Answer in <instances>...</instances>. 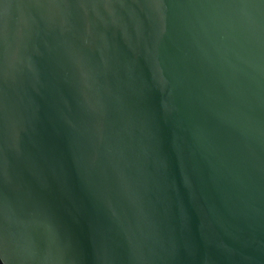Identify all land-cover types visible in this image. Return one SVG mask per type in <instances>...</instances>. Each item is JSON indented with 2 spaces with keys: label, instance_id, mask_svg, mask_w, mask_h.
Returning a JSON list of instances; mask_svg holds the SVG:
<instances>
[{
  "label": "water",
  "instance_id": "obj_1",
  "mask_svg": "<svg viewBox=\"0 0 264 264\" xmlns=\"http://www.w3.org/2000/svg\"><path fill=\"white\" fill-rule=\"evenodd\" d=\"M0 264H264V0H0Z\"/></svg>",
  "mask_w": 264,
  "mask_h": 264
}]
</instances>
